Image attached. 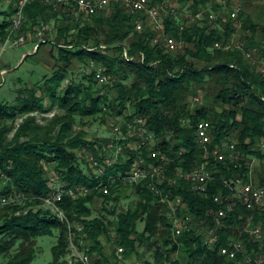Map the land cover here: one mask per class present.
<instances>
[{"label": "trees", "instance_id": "16d2710c", "mask_svg": "<svg viewBox=\"0 0 264 264\" xmlns=\"http://www.w3.org/2000/svg\"><path fill=\"white\" fill-rule=\"evenodd\" d=\"M177 1L186 5L190 0ZM194 1V10L198 13L197 9L210 0ZM15 2L10 0L6 9L0 8V47L11 32ZM24 13L26 19L19 33L26 38L32 34L35 36L40 21L60 15L67 17L70 22L60 28L59 38L63 44L75 48L59 46V59L64 61V65H60L44 84L21 88L13 104L0 102V200L3 197L13 199L0 205V258L3 264H32L39 238L55 234L57 241L52 247V264H70L69 226L42 204V198L51 191L49 174L57 172L71 186L91 185L93 180L83 167L85 160L78 154V150L84 149L97 151L96 141L85 138L84 118L112 119L124 115L129 104L132 113L125 117H144L156 135L158 147L175 157L169 166L171 175L175 176L179 170L190 172L211 159L213 179L207 194L193 191L184 178H179L177 185L165 183L162 194L137 186L136 204L115 218L111 216L116 214V208L111 210L108 207L102 209L105 214L101 212L93 216L95 202L101 198L97 192L77 200L66 197L61 204L68 216L72 221L84 224L82 232L74 227L77 240L81 234H86L84 241L90 247V253L103 264H120L113 261L115 254L104 252L102 236L111 230L117 233L113 243L126 249V258L133 256L139 243L155 248L157 262L172 264H246L247 257L261 256L264 259V210L252 211L231 198L232 191L224 183L231 177L249 179L250 155L264 158L257 149V143L264 138V79L242 50L212 49L216 42L226 43L231 38L234 19L219 16L217 21L224 25L219 28L209 24L206 18L202 24L192 22L181 30L171 15L166 20L168 34L180 41L193 42L195 50L188 49L184 53L167 51L153 44L154 31L145 27L130 42V56H125V47L121 44L136 29V19L120 6H116L111 16L94 14L83 24L70 12L55 9L53 3L33 1L25 7ZM245 25L252 30V34L247 35L248 47L258 46L255 39L257 24L247 20ZM72 30L75 32L71 34ZM69 34L72 35L71 40ZM84 39L92 40L94 47L115 45V52L110 54L94 47L87 49ZM74 60L96 61L105 66L106 72L121 73L123 80L117 85L118 96L110 99L97 95L93 84L85 83L84 77L79 83L73 80L62 90ZM130 78L132 82L125 83ZM207 83L215 87V105L210 102L192 109L190 95L196 87H204ZM38 88L50 96L51 107L45 106L44 98L37 94ZM207 98L209 100L211 96ZM54 106H58L60 111L51 118H44L45 123L32 115L37 111L49 112ZM25 115L17 126L15 122ZM200 120H207L213 126L210 149L231 142L234 137L236 149L245 158L234 162L230 159L215 161L206 156L205 147L196 135L195 125ZM50 165H54L53 170ZM126 169L119 167L111 172ZM258 183L264 186V171L259 173ZM125 188L121 184L118 187L114 185L106 199L119 203ZM217 195L224 198L223 204L215 201ZM164 197L168 200L181 198L188 209L180 210V215L190 213L208 224L213 223V213L224 207L227 215L218 229V241L209 246L204 234L194 229L175 236L173 208L169 201H163ZM233 201H236L235 205L229 208ZM249 218L253 227L260 225L263 228L261 240L242 232ZM139 221L145 222L142 231L138 229ZM236 238L243 240L246 252L236 258L221 254V248ZM181 250L185 254L173 260V255Z\"/></svg>", "mask_w": 264, "mask_h": 264}, {"label": "built area", "instance_id": "2783aa9c", "mask_svg": "<svg viewBox=\"0 0 264 264\" xmlns=\"http://www.w3.org/2000/svg\"><path fill=\"white\" fill-rule=\"evenodd\" d=\"M41 1L44 3H53L55 9L61 8L64 11L70 12L79 20V15L87 14L94 15L105 12L113 5H119L131 16L135 17V26L138 31H143L146 27L145 20L150 23L151 29L154 31L152 42L155 45L164 47L167 51L179 53L183 46V40H177L167 32L166 20L171 15L175 17L180 25L181 30H184L192 22L199 24L204 23L206 18L209 21H215L218 14L215 12L207 13V10H201L198 13H192L185 9L181 15L175 6H171L170 0H16L15 14L12 20V29L10 35L1 45L2 51L10 43L13 45L24 44L27 41L26 35L20 34L23 23L26 19L24 10L25 7L33 2ZM230 0H220V7L226 10ZM237 12L233 11L230 16L232 19L237 17ZM223 16V15H221ZM47 25L45 21H40L36 27L35 37L39 40L35 44V50H38L41 43L45 41ZM232 43V44H231ZM215 47H221L219 42L214 44ZM227 46H235L243 50L246 59H256L255 69L261 74L264 79V48L261 46L246 47V41L240 40L231 42ZM125 56H130L125 51ZM90 67L95 73L97 81L101 84L109 82L106 74V68L94 61H91ZM200 97L196 96L195 101L200 102ZM55 115V114H54ZM126 116H130L126 115ZM123 125L115 127V137L105 140L103 146L98 148L96 152L87 153L88 165L93 168L94 175H90L93 179V187H86V184H78L75 186L69 185L61 179L57 172L52 171L49 174L50 193L42 198V204L47 209H50L62 222L69 226L70 246L68 260L70 264H103L95 260L90 253V247L84 241L86 234H81L79 240L76 238V227L80 232L84 230V224L77 221H72L66 210L62 206V202L66 197L79 199L82 196L89 195L93 192L101 194L103 202L114 205V201L107 200L106 197L112 193V187L119 186L132 188L135 190L137 186L148 187L151 190L162 194L163 185H177L179 178H184L193 191L199 194H207L209 184L213 179V171L210 169L211 159L204 164L196 167L190 172L183 173L181 170L175 176L169 172L170 164L175 160V157L163 151L157 144L155 133L150 129L147 120L142 116L126 118L125 115L119 116ZM196 135L199 142L205 147L206 156L213 158L215 161H239L245 158L241 151L236 149V142H227L224 145H219L214 149L209 148L212 142V124L207 120H200L196 123ZM260 151L264 154V138L261 140ZM147 152V154H145ZM96 153V154H94ZM182 154V151L180 152ZM84 156V150H82ZM119 167H127L126 170L111 172L112 169ZM123 172H130V179H123ZM225 185L232 191L233 198L246 206L252 211L262 210L264 208V186L255 182L252 177L245 179L242 176L226 178ZM13 199L3 197L0 200V205L8 204ZM163 201H169L173 208L174 234L182 235L187 230H196L204 234L206 243L213 246L219 239L218 229L223 225V219L226 217L225 208L221 207L213 213V223L208 224L203 219H197L190 213L180 215V210H187L188 206L181 198L168 200L164 197ZM215 201L223 204L224 198L220 195L215 197ZM107 207L109 205H106ZM115 206V205H114ZM110 207V206H109ZM108 207V208H109ZM205 230V231H203ZM206 232V233H205ZM250 236L254 239H261L263 231L261 227L254 228L250 231ZM246 246L242 240H232L228 245L223 246L220 250L221 254L230 258H236L238 254L245 252ZM123 251V247H120ZM263 257L257 258L247 257L246 264H262ZM136 264H145L142 261H137Z\"/></svg>", "mask_w": 264, "mask_h": 264}, {"label": "rangeland", "instance_id": "374dc122", "mask_svg": "<svg viewBox=\"0 0 264 264\" xmlns=\"http://www.w3.org/2000/svg\"><path fill=\"white\" fill-rule=\"evenodd\" d=\"M9 3L10 0H0V8L6 9ZM170 4L171 6L177 7L178 13L180 15L184 13L185 9L187 11L195 13L194 6L196 4L194 0H190L186 5H181L180 3L176 4L175 0H170ZM116 6L119 5H113L109 7L104 13L102 12L100 14L104 16H111L115 11ZM228 6L229 7L226 10H223L220 7L219 0H210L207 5L200 6L197 9L199 11L206 9L207 13L215 12L216 15L218 14L217 15L218 17L223 15L226 18L231 17L230 14L233 11H236L238 13L237 17H235L234 21H232V25L234 23L233 25L234 30L231 38L226 43L219 42L221 44V47H215L213 45L212 49L214 50L215 48L218 49L224 48L226 50H237L239 48H236L234 46H232L231 49H227L226 47L230 43V41L237 42L242 39L246 41V47L251 48L248 47L247 45L248 44L247 35L252 34V30L250 28H247L245 25V22L247 20L257 24L258 31L255 34V39L258 42V46L264 48V0H230ZM79 16H80L79 20L81 21L82 24L92 19V15H87L85 13ZM217 19L215 21H210L209 24H211L213 27L223 28L224 25H222L220 21H217ZM45 22L47 25L46 36H45V41L41 43L42 50L39 53H37V50H35V44L39 40L35 36H33V34H32L33 37L28 36L27 41L24 44L13 45L12 43H10L6 46L4 51H2V47H0V102H10L13 104L16 101V98L19 95V90L21 88H25L27 85L30 88H32V87H37L39 84H44L46 79L52 76L53 72L56 69H58L60 65H64V61H61L59 59V46L62 45L64 47L75 48L73 45L63 44L62 40L59 38L60 28L67 26V24H69L70 22V20L67 17L60 15L57 18L53 17ZM145 24L146 27H149L151 29L150 23L147 20H145ZM74 32L75 31L72 30L71 34ZM139 33L142 32H139L137 29L134 28L133 32L130 34L128 39L122 42V44L120 43L121 45H124L125 51L128 52V46L130 45V42L136 35H140ZM71 39H72V35H70V40ZM31 40H33V42ZM183 42L184 44L179 52L184 53L188 49H192V50L196 49L195 44L193 42H188L185 40H183ZM94 45L95 44L92 40L84 39V47H86L87 49L93 48ZM114 46L115 45L102 44L94 48L103 50L111 54L115 52V49L113 48ZM27 55L29 56L27 57ZM90 63H91L90 60H85V61L74 60L73 64L69 66V74L66 80L63 82L61 89L63 90L67 88L73 80L76 81L77 83L81 82V80L84 77L85 83H87L88 85H90L91 83L93 84L95 93L97 95L99 94L108 97L110 99L117 97L119 94L117 85L123 80L122 74L121 73L114 74V73L106 72L108 78H110L109 82L101 84L99 81H97L95 77V73L90 67ZM197 64L200 65V62L197 61ZM255 70L259 74L257 69ZM259 75L261 76V74ZM131 82H132V78L125 81V83H129V84ZM214 88L215 87L212 83H207L204 87H199V88L196 87L195 88L196 90L189 97L191 108L195 109L199 106L205 105L206 103H210V102L215 105L213 100V94L215 92ZM37 94L44 98V104L47 108L52 106V101L50 96L43 89L38 88ZM208 95L211 96L209 100L207 98ZM196 96H199L201 98L200 102L195 101ZM226 106L229 107L230 105L227 104ZM219 109L221 110V107H219ZM59 111H60L59 107L54 106L53 109L49 112L37 111L32 113V115H36L41 123H45L44 118H51L54 116V114L58 113ZM131 113H132V109L129 104L127 109L124 111V115H129V114L131 115ZM26 116L27 115L19 118L15 122V124L18 126L22 122L23 118ZM121 119L119 116H116L115 118L112 119L107 118V120L102 121L101 118H95L91 116L85 117L84 126L83 125L82 126L84 128V131L86 132L85 134L86 140L96 141V149L98 151V148H101L104 142H106L105 140L115 137V127L119 124L123 125V123H121ZM82 126H77V127L81 128ZM11 136H13V134H11ZM231 139L232 141L237 143L234 137H232ZM262 139L263 138H261L257 143L258 150L260 149L259 144ZM87 153L88 150L84 149V156H83L82 150H78V154L80 156H83L82 159L85 160L83 165L85 171L90 175L91 174L94 175L93 168H91L87 164L88 163L86 159ZM248 160L251 166L250 177H252V179L255 182H257L259 180V173L261 171L262 172L264 171V158H260L257 155H250L248 157ZM50 166H51V170H53L54 165H50ZM231 198H233L232 195ZM137 199L138 198L135 193V190H133L130 187L125 188L122 199L119 203H116V201H114L115 206L106 203V205L110 206L108 207L111 210H114V208H116V214L111 217L115 218L121 212H125L129 210L131 206L136 204ZM235 203L236 201L230 203L229 208H232L235 205ZM106 205L103 202V199L100 198L99 200H97V202H95L96 208H94L93 216H97L98 214H101V212L105 214L106 212H103L102 209L107 207ZM262 210H264V208ZM251 220H252L251 218L248 219V222L245 223V226L242 230V232L244 231L245 233H248L249 237H251L250 236L251 230L257 227H261L260 225L253 227L251 225L252 223ZM144 227H145V222L139 221L138 229L142 231ZM261 229L263 228L261 227ZM116 236L117 233L116 231L113 230H111L110 233L104 236L105 237L104 247L105 246L110 247V250H108L106 254L116 255V258H113V261H118L120 264H128V261L130 262L131 259L133 258V263H136L137 261H142L145 264H148L149 262L152 264H172V262H166V261L157 262L155 257L156 254L155 248L149 247L148 245H141L139 243L137 244L135 251L132 253L133 256L130 258H126L124 256V254H126L125 252L126 249L123 247V251H120L119 249L121 246H118L115 243H113L114 237ZM261 239H256V240H261ZM234 240H239V239L236 238ZM56 241H57V234L53 236H44L39 238L37 242L38 251L32 264H52L53 261L52 247L56 243ZM139 254L141 255L139 256ZM184 254L185 252L183 250L177 252L176 254L173 255V260L181 258V256ZM3 262H4L3 259L0 258V264H3Z\"/></svg>", "mask_w": 264, "mask_h": 264}, {"label": "bare ground", "instance_id": "6f19581e", "mask_svg": "<svg viewBox=\"0 0 264 264\" xmlns=\"http://www.w3.org/2000/svg\"><path fill=\"white\" fill-rule=\"evenodd\" d=\"M232 46H227V49H231ZM235 47V46H234ZM237 48V47H236ZM251 65L256 66V59H247ZM123 179H130V172H125L123 173ZM93 180V179H92ZM86 187H93V183L91 185H86ZM226 209H225V213H226Z\"/></svg>", "mask_w": 264, "mask_h": 264}, {"label": "crops", "instance_id": "0c3cea01", "mask_svg": "<svg viewBox=\"0 0 264 264\" xmlns=\"http://www.w3.org/2000/svg\"><path fill=\"white\" fill-rule=\"evenodd\" d=\"M176 1V4H178L179 2H177V0H175ZM32 42H33V40H31ZM35 42V41H34ZM42 50V48H40V50H37V53H39L40 51ZM104 236H102V241H103V243H104ZM108 250H110V247H108V246H105L104 247V252L106 253V252H108ZM128 264H136V263H133V258L131 259V261L129 262L128 261Z\"/></svg>", "mask_w": 264, "mask_h": 264}]
</instances>
